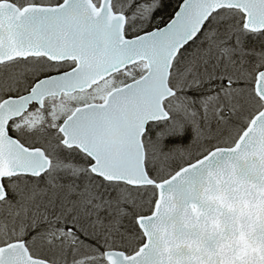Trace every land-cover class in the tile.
Returning <instances> with one entry per match:
<instances>
[{"label": "snow or ice", "instance_id": "snow-or-ice-1", "mask_svg": "<svg viewBox=\"0 0 264 264\" xmlns=\"http://www.w3.org/2000/svg\"><path fill=\"white\" fill-rule=\"evenodd\" d=\"M264 145V0H0V264H155L169 195Z\"/></svg>", "mask_w": 264, "mask_h": 264}, {"label": "water", "instance_id": "water-1", "mask_svg": "<svg viewBox=\"0 0 264 264\" xmlns=\"http://www.w3.org/2000/svg\"><path fill=\"white\" fill-rule=\"evenodd\" d=\"M153 256L155 264H264V145L174 190Z\"/></svg>", "mask_w": 264, "mask_h": 264}]
</instances>
